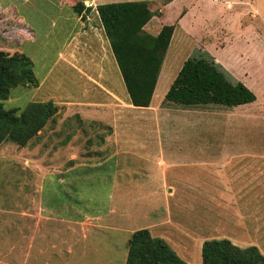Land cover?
Returning <instances> with one entry per match:
<instances>
[{
	"label": "rangeland",
	"instance_id": "rangeland-1",
	"mask_svg": "<svg viewBox=\"0 0 264 264\" xmlns=\"http://www.w3.org/2000/svg\"><path fill=\"white\" fill-rule=\"evenodd\" d=\"M149 3L156 11L150 25L154 21L176 25L190 11L186 20L199 33L188 35V40L183 30L172 35L160 79L166 72L172 82L188 54L214 55L225 59L230 72L250 84L258 96L255 109L264 107V0H151ZM60 5V0H0V49L10 53L19 49L28 56L38 80L37 87L11 88L9 97L1 101L3 107L22 110L31 101L51 100L58 108L55 121L45 127L39 140L26 146L11 141L0 144V264H122L131 228L141 225V221L134 218L124 221L121 217L127 218L128 214L134 217L147 200L137 193L126 194L122 189L110 187L124 172L138 176L140 173L137 163L129 159L123 163L122 159L111 157L112 141H120L117 149L124 151L125 141L157 139L152 135L149 112L126 104L127 92L95 10L88 15L98 28L87 26L81 29L79 37L73 35L72 29L77 14L66 4L59 11ZM12 7L16 10L14 19L8 10ZM17 17L23 19L22 24L17 23ZM61 20L68 30L60 31ZM15 23L29 27L34 40L24 38ZM72 35L73 42L78 43L70 51L78 52L77 58L81 60L74 58V61L83 63L90 57L91 63L86 67L58 58ZM92 39L98 41L94 62L90 54H79L84 42L88 45ZM100 41L104 42L102 47ZM82 72L91 74L92 80ZM109 88L118 91V98L105 94L104 90ZM160 98L158 88L154 100ZM163 104L168 109L183 108L170 102ZM198 107L206 112L222 109L227 113L230 109L211 103ZM246 108H234L227 118L229 122L223 121L214 130L197 121L184 125L186 137L181 135L180 141H208L209 137L210 141H264V115L253 112L252 104L248 105L250 111ZM77 111L83 116L85 113V118L80 119ZM110 115L116 130L105 123ZM121 118L124 122L117 125L115 121H122ZM166 134L163 132L162 136ZM85 150L90 154H94L93 150L102 152L106 161L93 160L82 167L83 162L70 158L76 154L81 157L78 159H85ZM74 163L77 174H73ZM132 178L131 189L135 190L136 177ZM110 209L115 213L111 214ZM196 244L176 243V247L188 248L192 254Z\"/></svg>",
	"mask_w": 264,
	"mask_h": 264
},
{
	"label": "crops",
	"instance_id": "crops-1",
	"mask_svg": "<svg viewBox=\"0 0 264 264\" xmlns=\"http://www.w3.org/2000/svg\"><path fill=\"white\" fill-rule=\"evenodd\" d=\"M147 1L151 2V0ZM83 2L91 4L89 9H85L81 14L72 9L77 14L72 25L73 35L76 34L79 37L81 29L87 26L89 28L93 26L94 29L98 28L96 23L89 21L90 16L88 14L92 10L97 13L96 6L98 4L110 3L106 0H83ZM60 4L59 11L64 6L61 2ZM12 9L14 12L15 8L12 7ZM189 12H185L178 19L176 25L173 24V36L176 31L183 30L185 39L188 40V35L191 36L197 32L190 25L191 22L186 20ZM154 17L156 16L154 15L145 24L150 28V31H147L144 26V30L151 35H156L162 26L160 22L155 21L154 24L150 25ZM12 18L14 19V17ZM17 20V23H23V19L20 17H17ZM17 23L14 26L19 28V33L25 34V38L34 40L33 31L29 27H20ZM66 29L65 22L61 20L60 31ZM197 34L199 33L197 32ZM73 35L68 38L65 48L59 51L58 58L64 62L68 60L71 63L76 62L75 64L86 67L91 63L90 57H87L83 62L84 64L74 61V58L78 59L76 54L78 52L71 53L70 47L74 43L77 44L78 41L73 42ZM97 42L93 39L88 45L84 42L85 45L80 47L82 52L79 54H90L94 62L98 50ZM99 44L102 47L104 42L100 41ZM202 50L205 52L206 48ZM110 54H112L111 48ZM212 56L215 57V60L230 79L241 81L240 77H236L230 72L227 66L228 62L225 59ZM188 57L190 54L185 60ZM173 63L175 61L171 65ZM161 73L162 65L149 106L135 107L130 103L128 94L125 95L128 100L126 101L127 106L149 112L148 120L151 122L152 135L157 141H125L127 144L124 151L117 149L120 141H112L111 157H115V160L122 159L123 163H128V159L131 163H137L140 173L138 176L134 173H130V175L128 172H124V175H119V180L110 183V187L122 189L121 192L126 194L137 193L143 197V200H147V203L140 207L134 217L128 214L127 218L121 217V219L133 221L134 218L141 221V225L131 228L130 233L138 228H147L152 236L163 239L178 256L189 264H202V259H200L201 247L203 242L208 240L227 239L242 248L255 246L264 256V141H210V137L208 141L206 139L204 141H180L181 135H185L182 126L197 121L198 124L203 123L204 126L214 130L223 121L229 122L227 118L234 113V108L244 109L247 107L246 110L250 111L248 105L252 104L253 112L264 115V107H259V109L254 107L258 96L251 103L230 107L227 113L222 109H212L214 111L206 112L205 109H199L202 107L198 106L168 109L164 104L162 105V102L169 83L171 84V77L169 73L166 74L165 72L164 78L160 79ZM81 74L86 76L89 81L92 80L91 74L87 72ZM242 83L251 89L248 82L244 80ZM120 87L122 88L121 83ZM158 88L162 98L154 100ZM107 91L104 90L105 94L110 93L118 98L116 89ZM80 111L76 113L80 115V119H84L85 113L83 116ZM112 117V115L108 116L109 122L105 121L107 125L113 126ZM122 122L124 119L115 121L117 125L122 124ZM113 127L116 130L115 126ZM164 128L163 132L167 134L162 136ZM164 138L170 141H162ZM86 142L88 141H84L86 145H89ZM94 142L97 143V141L92 143ZM242 146L246 147L245 150L241 148ZM93 151L94 154H90L89 150H85L84 156L86 157L82 160L80 155L76 154L71 155L70 158L78 160V163L81 162L80 164L83 162L82 167H87L90 165L87 162L93 160L99 163L106 161V156L101 154L102 152ZM72 166L73 174H77L78 171H75L77 165L74 163ZM134 176L136 177L137 189L132 190L134 183L132 177ZM110 213L114 214L115 212L110 209ZM78 224L81 225L80 222ZM193 241L197 244L192 254L189 253L188 248L179 250L176 247V243H191ZM125 259L122 260V264H125Z\"/></svg>",
	"mask_w": 264,
	"mask_h": 264
},
{
	"label": "trees",
	"instance_id": "trees-1",
	"mask_svg": "<svg viewBox=\"0 0 264 264\" xmlns=\"http://www.w3.org/2000/svg\"><path fill=\"white\" fill-rule=\"evenodd\" d=\"M60 2L78 14L89 9L82 0ZM8 10L15 18V10ZM96 10L130 103L135 107L149 106L174 25L163 24L156 35L146 32L145 24L156 15L147 0L102 3ZM18 85L38 86L33 63L19 49L10 53L1 48L0 144L8 141L19 146L34 143L45 127L55 121L58 113L51 100L31 101L22 110L5 109L1 101L7 99L10 89ZM255 99L254 92L241 81L230 79L213 57L190 56L169 85L163 102L183 107L210 103L233 107ZM201 259L202 264H264V256L255 246L242 248L227 239L204 241ZM125 264L189 263L163 239L152 236L147 228H138L128 239Z\"/></svg>",
	"mask_w": 264,
	"mask_h": 264
},
{
	"label": "clouds",
	"instance_id": "clouds-1",
	"mask_svg": "<svg viewBox=\"0 0 264 264\" xmlns=\"http://www.w3.org/2000/svg\"><path fill=\"white\" fill-rule=\"evenodd\" d=\"M87 7H89V6H87Z\"/></svg>",
	"mask_w": 264,
	"mask_h": 264
}]
</instances>
